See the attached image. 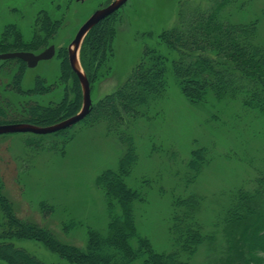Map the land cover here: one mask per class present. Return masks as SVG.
<instances>
[{
    "label": "trees",
    "instance_id": "1",
    "mask_svg": "<svg viewBox=\"0 0 264 264\" xmlns=\"http://www.w3.org/2000/svg\"><path fill=\"white\" fill-rule=\"evenodd\" d=\"M251 2L202 0L196 7L181 5L176 24L158 36V45L166 46L169 52L165 54L145 44L140 59L122 85L93 103L81 122L54 133H66L79 124L93 127L105 123L110 133L120 136L126 149L116 169H107L97 176L96 184L103 194L109 221L105 234L89 229L85 248L65 244L49 228L20 218L5 194L0 176V261L46 264L12 243L19 239L42 242L71 264H135L139 260L142 264H190L203 247L216 243L219 234L223 239L218 250L219 264H264V170L259 172L253 188L241 186L229 192V199L215 222L214 233L201 217L204 196L192 191L186 197L174 198L168 229L171 252L155 251L149 238L139 230L136 203L143 202L144 196L127 182L138 161L130 130L138 121H153L163 115L170 70L184 97L194 105L207 106L211 99L227 103L239 101L244 108L264 114V40L259 39L260 19L248 23L236 20L237 14ZM123 7L95 25L83 41L80 62L91 90L95 83L112 74ZM60 25L59 20L42 13L34 25L31 42L24 40L16 25H10L0 39V53L41 52L52 44ZM57 59L61 62L57 83H47L46 79L37 77L35 86L27 90L22 87L23 76L29 69L26 63L20 59L0 61V65L12 61L19 64L11 89L1 91L5 103L15 105L10 108L19 111V116L10 118L9 107L2 106L0 125L50 126L81 111L82 86L67 51L61 50ZM53 85L64 90L60 100L45 99L53 93ZM212 159L206 146L192 150L185 162L190 178L187 177V186L196 184ZM41 206L49 212L46 202ZM74 226L71 221L64 228L69 230Z\"/></svg>",
    "mask_w": 264,
    "mask_h": 264
},
{
    "label": "rangeland",
    "instance_id": "2",
    "mask_svg": "<svg viewBox=\"0 0 264 264\" xmlns=\"http://www.w3.org/2000/svg\"><path fill=\"white\" fill-rule=\"evenodd\" d=\"M109 1L0 0V39L8 26L16 25L24 40L31 42L37 18L44 12L61 22L51 41L58 50L56 57L26 70L22 79L25 90L35 86L37 77L57 83L61 72L57 57L61 50H66L69 58V46L80 27L97 10L113 2L107 4ZM201 1L129 0L119 15L120 33L115 42L112 74L93 85L92 102L127 80L145 44L168 53L166 46L158 45V36L176 24L181 5L196 7ZM263 12L264 0H253L237 14L236 20L248 23L259 18V39L264 40ZM18 69V61L0 65V107H9L10 118H17L19 111L10 108L15 105L5 103L1 91L11 89ZM63 92L62 87L56 86L45 99L60 100ZM167 93L163 115L153 121H138L130 130L138 161L127 182L144 196L143 202L136 203L137 225L157 252L172 251L168 229L174 198L186 197L192 191L204 196L201 217L214 233L229 192L241 186L253 188L259 172L264 170V114L244 108L239 101L211 99L207 106L194 105L182 94L171 70ZM205 146L213 155L212 162L196 184L187 186L185 162L192 150ZM125 150L120 136L110 133L105 123L93 127L79 124L61 134L0 135V176L5 194L20 218L49 228L65 244L85 248L89 229L105 234L109 221L97 176L107 169H116ZM42 202L49 206L48 213L41 209ZM71 221L76 226L65 230L64 225ZM217 235L216 243L203 247L190 264H219L218 250L223 239ZM12 243L46 264H71L42 242L15 239ZM135 264H142V260Z\"/></svg>",
    "mask_w": 264,
    "mask_h": 264
},
{
    "label": "water",
    "instance_id": "3",
    "mask_svg": "<svg viewBox=\"0 0 264 264\" xmlns=\"http://www.w3.org/2000/svg\"><path fill=\"white\" fill-rule=\"evenodd\" d=\"M79 1V0H78ZM129 0H115L109 5L97 10L79 29L74 40L69 46V61L72 69L77 74L80 84L83 89L84 102L81 111L68 119H65L57 124L50 126H36L29 123H10L0 125V135L13 133H34V134H51L71 128L87 117L92 108L91 84L85 74L82 66L81 69L77 66L80 63L79 52L83 41L90 30L100 21L109 17L123 7ZM74 46V49L72 48ZM56 54V46L51 45L40 53L30 51H15L0 53V61L9 59H20L27 64L28 68H35L42 61H48L54 58Z\"/></svg>",
    "mask_w": 264,
    "mask_h": 264
},
{
    "label": "flooded vegetation",
    "instance_id": "4",
    "mask_svg": "<svg viewBox=\"0 0 264 264\" xmlns=\"http://www.w3.org/2000/svg\"><path fill=\"white\" fill-rule=\"evenodd\" d=\"M51 45H53V44H50L48 47H50ZM48 47H46V48H48ZM46 48H45V49H46ZM45 49H43L42 51H44ZM42 51H41V52H42ZM38 53H40V52H38ZM38 53H37V54H38ZM57 53H58V50H57V48H56V54H55L54 58L56 57ZM68 53H69V52H68ZM51 60H52V59H51ZM48 61H50V60H48ZM42 62H43V61H42ZM45 62H46V61H45ZM40 63H41V62H40ZM40 63H39V64H40ZM26 65H27V64H26ZM35 68H36V67H35ZM35 68H32V69H35Z\"/></svg>",
    "mask_w": 264,
    "mask_h": 264
},
{
    "label": "bare ground",
    "instance_id": "5",
    "mask_svg": "<svg viewBox=\"0 0 264 264\" xmlns=\"http://www.w3.org/2000/svg\"><path fill=\"white\" fill-rule=\"evenodd\" d=\"M77 66L81 69V65H80V63H77Z\"/></svg>",
    "mask_w": 264,
    "mask_h": 264
}]
</instances>
